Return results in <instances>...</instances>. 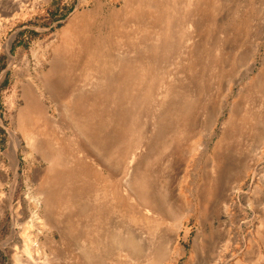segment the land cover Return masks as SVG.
<instances>
[{
  "label": "rangeland",
  "instance_id": "obj_1",
  "mask_svg": "<svg viewBox=\"0 0 264 264\" xmlns=\"http://www.w3.org/2000/svg\"><path fill=\"white\" fill-rule=\"evenodd\" d=\"M23 1L0 11V264H264V0Z\"/></svg>",
  "mask_w": 264,
  "mask_h": 264
},
{
  "label": "bare ground",
  "instance_id": "obj_2",
  "mask_svg": "<svg viewBox=\"0 0 264 264\" xmlns=\"http://www.w3.org/2000/svg\"><path fill=\"white\" fill-rule=\"evenodd\" d=\"M33 3V2H32ZM5 4V3H4ZM35 4V3H34ZM30 5V4H29ZM28 3L27 1H23V0H17L15 1L14 3H6L5 5H1L0 6V11L3 12L4 14H6V16L8 15H18L20 14L22 11L26 10L28 8ZM151 8V7H150ZM145 11V10H143ZM134 12V11H133ZM160 20V19H159ZM161 30V29H160ZM147 64V63H146ZM146 69V68H145ZM146 80V78L144 79ZM145 82V81H143ZM143 84V83H142ZM138 90V89H137ZM140 91V90H138ZM66 96V95H65ZM115 105V104H114ZM72 111V110H71ZM49 132V131H48ZM46 146H50L48 143L46 144ZM49 149V148H47ZM63 151V149H62ZM104 153H107V149H104L102 150ZM64 153V152H63ZM54 158H52V160L50 159V165H51V169H53L52 171H50V175H54V179H51L52 182H55V186H57L58 183H60L61 181H68L70 182V178H71V175H66V176H61V172L59 171H56V169H66V165L64 163V160L62 158L63 155H61L60 151L56 150L55 151V154L53 155ZM143 157V156H142ZM110 161V160H109ZM118 167V166H117ZM56 171V172H55ZM89 172V171H88ZM124 172V171H123ZM92 174V173H91ZM50 180V178H48V181ZM62 184V183H61ZM108 184V183H107ZM49 184H44V182H42V194H43V201H44V209L45 211H47V215H49V213L51 212V207L53 209V206H57V203L59 201V198H58V195H57V189H55V187H50L48 188ZM101 186L104 188V190L102 191V194L105 195V193L107 192L104 187V185L101 184ZM142 186L144 188H149V184L148 182H142L141 184V188ZM59 187V185H58ZM55 190V192H54ZM78 190V189H77ZM74 191V189H70L69 192H70V201H71V206H69L68 208L71 209V207L74 208H77L78 210H82V211H86L87 208H88V204L87 202L85 201L84 197L82 199V196H78L77 195V192H80L82 193L81 191ZM100 192H101V189H100ZM146 193V189L145 191L143 189H137L136 190V196L139 197V199H141V197H143ZM101 194V196H103ZM84 196V195H83ZM150 205L151 206H156V201L154 200V198H150ZM108 232V231H107ZM130 233L132 234V231H130ZM108 235H110L108 233ZM122 235V234H121ZM114 237V235H112V238ZM127 238H120L119 239V242L120 244L122 245H125V246H135V240L134 238L130 237V236H126ZM137 249V248H136ZM138 250V249H137Z\"/></svg>",
  "mask_w": 264,
  "mask_h": 264
},
{
  "label": "crops",
  "instance_id": "obj_3",
  "mask_svg": "<svg viewBox=\"0 0 264 264\" xmlns=\"http://www.w3.org/2000/svg\"><path fill=\"white\" fill-rule=\"evenodd\" d=\"M77 17V16H76ZM79 17V16H78ZM72 22V23H71ZM74 23H75V21L74 20H72V21H70V23H69V27L68 28H71V27H73L74 26ZM79 28V27H78ZM77 28V29H78Z\"/></svg>",
  "mask_w": 264,
  "mask_h": 264
}]
</instances>
